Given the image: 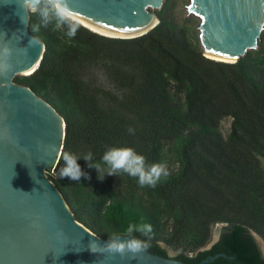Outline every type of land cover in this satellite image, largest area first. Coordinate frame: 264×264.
<instances>
[{
  "label": "trees",
  "instance_id": "trees-1",
  "mask_svg": "<svg viewBox=\"0 0 264 264\" xmlns=\"http://www.w3.org/2000/svg\"><path fill=\"white\" fill-rule=\"evenodd\" d=\"M154 13L153 27L128 38L81 24L74 38L50 27L33 33L39 19L28 13L27 30L44 49L32 72L12 79L64 121L47 178L74 219L100 237L147 223L153 254L195 264L222 252L231 258L207 264H264L252 235L264 242V44L234 62L214 60L170 16L167 0ZM225 117L229 128L222 136ZM109 147H131L148 164L164 162L169 175L155 188L140 187L127 174L100 180L79 159L86 175L61 178L64 152L91 151L99 161ZM216 223L224 224L218 239L200 250Z\"/></svg>",
  "mask_w": 264,
  "mask_h": 264
},
{
  "label": "water",
  "instance_id": "water-1",
  "mask_svg": "<svg viewBox=\"0 0 264 264\" xmlns=\"http://www.w3.org/2000/svg\"><path fill=\"white\" fill-rule=\"evenodd\" d=\"M162 1L70 0V4L78 19L100 32L137 36L156 24L152 9H159ZM22 4L23 0H0V264H185L149 251L123 259L90 251L91 240L103 245L108 238L74 219L44 172L57 162L64 121L32 89L12 79L32 72L44 49L27 30L28 12ZM185 9L200 19L202 55L231 59L224 62H234L255 48L264 28V0H188ZM219 232L216 223L211 239L199 249L209 248ZM219 256L231 258L217 252L195 264Z\"/></svg>",
  "mask_w": 264,
  "mask_h": 264
},
{
  "label": "clouds",
  "instance_id": "clouds-1",
  "mask_svg": "<svg viewBox=\"0 0 264 264\" xmlns=\"http://www.w3.org/2000/svg\"><path fill=\"white\" fill-rule=\"evenodd\" d=\"M22 7L38 16L39 22L31 25L33 33H39L42 27H50L53 31H61L64 36L74 38L79 30L78 16L72 9L70 0H23ZM32 43V41H30ZM7 54V50H5ZM134 134V129L129 128ZM79 159L87 162L89 168H95L98 178L103 180L105 175L119 176L127 174L138 179L140 187L155 188L157 184L169 175L164 162L148 164L146 158L131 147H109L99 161L95 160L91 151L76 155L71 152L62 154L63 166L60 168L61 178L68 177L79 181L86 174L77 163ZM139 233L147 239H141ZM152 226L147 223H129L125 231L107 235V241L101 245L96 240L89 242L92 253H107L110 257L119 255L122 259L131 254L132 258L146 252L151 247ZM126 237L121 240L119 237Z\"/></svg>",
  "mask_w": 264,
  "mask_h": 264
},
{
  "label": "rangeland",
  "instance_id": "rangeland-1",
  "mask_svg": "<svg viewBox=\"0 0 264 264\" xmlns=\"http://www.w3.org/2000/svg\"><path fill=\"white\" fill-rule=\"evenodd\" d=\"M187 3H188V0H167L168 11H169L170 16H172V18L178 24H181V25H184L185 27H187L189 29V31H190V34L195 39L198 40V37H197V33H198L197 25H198L200 19L197 16L186 12L185 5ZM152 10L154 11V10H157V9H152ZM257 43H263L264 44V28L259 33V36L257 38ZM256 48H257V45L255 46V48L249 49L247 51L252 52ZM22 75L23 74H15L13 77H19V76H22ZM229 121H230V119L228 117H225V118L221 119L220 122H219V131H220L222 136H225L227 131H228ZM261 164L264 167V160L261 161ZM44 172H45V175L47 176V170H44ZM217 224L219 225V230H220L223 225H220V223H217ZM214 230H215V224L210 229V239H211V236H212ZM254 237H255L254 239L256 240V242H257V244H258V246H259V248H260V250H261V252L263 254V257H264V242L262 241V239L258 235L254 234ZM161 245L163 247H165L162 243H161ZM166 250H167V253L169 255L173 254L172 250H170L168 248H166Z\"/></svg>",
  "mask_w": 264,
  "mask_h": 264
},
{
  "label": "bare ground",
  "instance_id": "bare-ground-1",
  "mask_svg": "<svg viewBox=\"0 0 264 264\" xmlns=\"http://www.w3.org/2000/svg\"><path fill=\"white\" fill-rule=\"evenodd\" d=\"M78 22H79V24H81L82 26L86 27L87 29H89V30H91V31H93V32H95V33H98V34H100V35L107 36V37L128 38V37H133V36H135V35H133V36H116V35H112V34H108V33L100 32V31H98L97 29H95V28L91 27L90 25L86 24L85 22L81 21L80 19H78ZM136 35H138V34H136ZM204 54H205L207 57H209V58H211V59H214V60H223V61L231 60V59H228V58H224V57H220V56L211 55V54L206 53V52H204ZM28 73H30V71H29ZM24 74H25V73H24ZM26 74H27V73H26Z\"/></svg>",
  "mask_w": 264,
  "mask_h": 264
},
{
  "label": "flooded vegetation",
  "instance_id": "flooded-vegetation-1",
  "mask_svg": "<svg viewBox=\"0 0 264 264\" xmlns=\"http://www.w3.org/2000/svg\"><path fill=\"white\" fill-rule=\"evenodd\" d=\"M167 255H169L168 253H167ZM170 256V255H169Z\"/></svg>",
  "mask_w": 264,
  "mask_h": 264
}]
</instances>
